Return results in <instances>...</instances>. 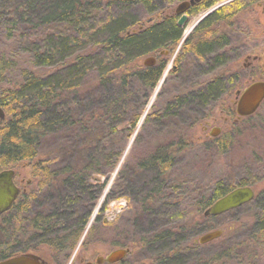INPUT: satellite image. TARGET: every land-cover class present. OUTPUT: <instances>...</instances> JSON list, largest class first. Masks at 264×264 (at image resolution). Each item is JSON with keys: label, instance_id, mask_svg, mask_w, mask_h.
I'll return each instance as SVG.
<instances>
[{"label": "trees", "instance_id": "obj_1", "mask_svg": "<svg viewBox=\"0 0 264 264\" xmlns=\"http://www.w3.org/2000/svg\"><path fill=\"white\" fill-rule=\"evenodd\" d=\"M150 3L0 0V107L5 114L0 123V171L38 157L31 166L36 187L29 194L18 193L0 215V259L36 253L45 246L60 262L79 240L105 185L99 179L117 166L126 138L163 71L164 63L136 70L132 62L166 43L176 45L181 38V28L168 19L131 30L139 20L135 8L148 11ZM211 47L198 40L190 45V55L201 57ZM214 58L216 66L223 62L222 56ZM209 78L203 87L191 88L193 94L185 100L188 114L194 116L198 106H208L232 89L230 78L217 74ZM226 147L227 143L218 145L222 151ZM181 149L156 148L138 160L135 179H154L143 199H160L165 194V176ZM123 175L122 169L116 179ZM246 180H239V185L256 183ZM177 185L182 188V182ZM177 185L170 191L177 192ZM231 189L218 178L209 195L196 199L201 216L193 230L190 220L177 228L167 224L155 228L146 240L153 259L163 260L162 264H218L221 259L252 264L257 257L250 258L249 245L264 239V189L238 208L217 216L203 214ZM108 200L109 196L103 208ZM161 201L165 202L163 215L177 219L179 214L169 204L172 200L163 197ZM244 208L252 211L250 222L233 216ZM222 215L236 224L224 238L226 243L232 237L231 243L222 248V254L205 260L196 250L203 244L193 240ZM235 235H239L236 240Z\"/></svg>", "mask_w": 264, "mask_h": 264}, {"label": "rangeland", "instance_id": "obj_2", "mask_svg": "<svg viewBox=\"0 0 264 264\" xmlns=\"http://www.w3.org/2000/svg\"><path fill=\"white\" fill-rule=\"evenodd\" d=\"M151 2L148 11L144 8L140 10L135 8L134 13L139 20L131 30H137L140 25L148 27L152 23H160L163 21L160 17L174 8L180 0H151ZM239 5L233 6L230 3L218 13L210 15L213 16L211 17L213 20L218 17L226 20L219 24V32L215 36L217 40L220 34H225L226 38L218 40L219 43L216 44L224 48H217L216 51L213 48L211 52L204 53L201 57L191 56L189 49H183L182 39L193 34L192 30L196 28L198 20L202 19L204 10L188 20L181 29V38L176 45L166 43L132 62L136 70L141 69L147 66L143 64L146 57L155 56L157 61L161 60L164 63L163 71L156 86L150 92L140 118L126 138L115 167L116 172L114 169L108 177L99 179L100 183L105 182L104 188L92 207L87 228L85 226L79 240L64 259L65 264L72 255L84 249L81 246L85 241H89L86 243L88 248L86 250L99 254L123 245L129 250L128 259H132L136 264H162L160 262L163 260L153 259L151 246L146 244V240L151 239L149 237L151 232L166 224L177 228L188 220L192 221L188 226L193 230V223L200 221L201 216L195 208L196 199L201 195H209L210 186L215 180L218 178L224 180L232 185V189L243 186L239 185V180H256V183L251 185L255 194L264 189V100L255 113L234 121L236 90H241L252 80H264V33L262 32L264 18L262 10L257 5L253 4L250 8ZM148 19L152 20L151 24ZM190 27L193 29L186 34ZM206 33H208L206 29L201 31L197 29L191 41L196 43L198 40H208L203 36ZM166 50L167 53L164 52ZM248 55L251 57L256 55L258 58L248 59L250 65L245 67V58ZM215 56H222L223 62L217 66L213 60ZM202 57L204 59L200 62L199 59ZM216 74L223 79L230 78L229 85L232 89L224 92L213 102H209L208 106H198L197 114L194 116L188 114L185 100L193 94L191 88L203 87L209 77ZM168 105H171L170 110L166 108ZM145 112L143 120L140 121ZM168 113L175 114L167 116ZM150 114H152L151 119L146 121V117ZM214 127L220 129L216 137L210 135ZM218 137H221L220 141L215 140ZM221 143H227L223 151L218 148ZM160 147H167L169 151L182 147L180 152H175V164L165 176L168 181L165 180L166 183L162 187L165 194L160 195L161 200L163 197L172 200L169 204L179 214L177 219H168L167 215H163L165 210L162 203L165 202L159 198L143 199L145 190L153 185V178L135 179L133 176L138 160ZM36 160L38 157L30 163L24 160L10 167L15 171L14 180L20 188L19 195L29 194L36 187L37 179H34L31 173V166ZM122 169L124 175L116 179V175ZM180 182L182 188L177 185ZM173 184L177 185L175 193L170 191ZM108 196L109 200L103 208ZM251 213V209L244 208L233 216L250 222ZM214 221L212 228L206 226L205 231L195 237L198 238L209 230L223 229L219 238L196 249L205 260L211 255L222 254V248L227 243H231L232 237L224 243V238L229 233L228 229L232 230L236 227V224L231 223L232 217L225 215ZM89 235L91 239H87ZM233 237L236 240L239 235ZM252 245L250 244L248 249L250 258L257 257L251 261L252 264H264V239H256ZM51 252H53L51 249L43 246L36 253L48 260L52 255ZM16 254L18 253L11 256ZM223 261L221 259L218 264H241L237 260H229L226 263Z\"/></svg>", "mask_w": 264, "mask_h": 264}, {"label": "water", "instance_id": "obj_3", "mask_svg": "<svg viewBox=\"0 0 264 264\" xmlns=\"http://www.w3.org/2000/svg\"><path fill=\"white\" fill-rule=\"evenodd\" d=\"M188 2L178 3L175 12L181 13L185 10ZM208 12L205 14L207 15ZM184 16L179 20L181 24ZM141 28V26H139ZM153 57L148 56L143 60L144 65H151ZM235 106L234 112L236 117L234 121L240 118L252 115L264 100V80H252L247 83L241 90L235 92ZM5 114L0 107V123L4 120ZM219 128L214 127L210 132L212 137H216L219 133ZM116 172V169H115ZM15 171L12 168L3 169L0 171V215L5 212L14 202L19 193V188L16 186L13 176ZM255 196V191L250 185L238 186L226 194L216 199L208 208L203 212L205 216H217L229 210L240 207L241 205L249 202ZM87 228V226H86ZM223 233V229L217 228L209 230L201 234L193 242L196 244H205L216 238H219ZM126 253V249H117L110 253L108 259L121 258ZM0 264H44V260L36 253L26 252L16 254L11 257L0 259Z\"/></svg>", "mask_w": 264, "mask_h": 264}, {"label": "flooded vegetation", "instance_id": "obj_4", "mask_svg": "<svg viewBox=\"0 0 264 264\" xmlns=\"http://www.w3.org/2000/svg\"><path fill=\"white\" fill-rule=\"evenodd\" d=\"M181 2H188V5L185 7V10L183 12L176 13L175 12V8L177 6L176 5L174 8H171L168 13H166L165 15H162L160 18L163 19V20L164 19L165 20L168 19L169 21H171L172 23L174 22L176 24V26H178V27H180L182 29L188 23V20L192 16L197 15L201 11L205 10L204 14L201 16L202 19H199L198 22H197L196 28H194V30H192L193 27H194L193 26V27H190L189 29H187L188 31H186V34L189 33L191 30L193 31V34H191L190 36H188L185 39H182V42L184 43L183 44V49H190V45L193 44V41H191V40L194 37L197 29L200 30V31L202 29L208 30V33L203 35L204 38L208 39V40H202V41L209 42V45L210 44L212 45V47H211L212 49L214 48L215 51H216L217 48L218 49L224 48V46L219 47L216 44L219 43L218 40H222L223 38H226L225 34L224 33L220 34V36H219V38L217 40L215 39V36L218 35L217 32H219L218 31L219 24L221 25L223 22H226V20L224 18H219V17L215 18L213 20V19H211V17H213V16H210V15L212 13H215V12L218 13L219 11H221L220 9H222L224 6H226V5L230 4V3H232L233 6L234 5H239L240 3H242L240 5H243V7L245 6V8H250V6L255 4L258 7H260V9L262 10L263 18H264V0H247L246 3H245V0L243 2H240L239 0H180L179 3H181ZM217 3H219V4H217ZM166 6H167V4H166ZM239 6H238V8H239ZM167 7H169V5ZM207 12H208L207 15H209L208 17H207V15H205ZM182 16H184V20H183V22L181 24H179V20L181 19ZM211 20H212V22H210ZM148 22L151 24L152 20L148 19ZM210 24H211V27H210ZM151 26H154V24L152 23ZM263 27H264V21H263ZM262 32L264 33V29H263ZM182 42H181V44H182ZM260 49H261V47H260ZM164 52L167 53L168 51L166 50ZM250 57L251 56L248 55L245 58V62H246L244 64L245 67L250 65V62L247 61L248 59L256 60L258 58V57H256V55H254L251 58ZM213 60L215 61V58H213ZM162 63L163 62H161V60L157 61V58L155 56H153V63L151 65H149V67L150 66H155V65H160ZM14 177H15V173H14V176H13V180H14ZM14 182H15V180H14ZM15 184H16V182H15ZM16 186L18 187L17 184H16ZM19 190H20V188H19ZM90 232H89V234H90ZM87 239H91V236L89 235L87 237ZM87 242H89V241H85L83 243V245L81 246V248H84V249H82L77 254L72 255L70 257V260L67 262V264H136V262L133 261L132 259H128L129 250L125 246L123 247V245L118 247V248L112 249V250H110V251H108L106 253H100L99 254V253L93 252L91 250H86V249H88L87 246H86ZM117 249H126L125 255L122 256L121 258L108 259L110 253H112L113 251H115ZM66 256L61 258L60 262H58L55 259V257H53V255H51V257H48V260L47 259L45 260L44 258H42V259L44 260V264H65V262H64L65 260L64 259L66 258Z\"/></svg>", "mask_w": 264, "mask_h": 264}, {"label": "bare ground", "instance_id": "obj_5", "mask_svg": "<svg viewBox=\"0 0 264 264\" xmlns=\"http://www.w3.org/2000/svg\"><path fill=\"white\" fill-rule=\"evenodd\" d=\"M189 29V28H188ZM192 29V28H191ZM159 88V87H158ZM157 88V89H158ZM155 94H156V92H155ZM153 97V96H152ZM145 114H146V112L143 114V116H142V118H141V120L140 121H142L143 120V118H144V116H145ZM124 155V154H123ZM122 159V158H121Z\"/></svg>", "mask_w": 264, "mask_h": 264}]
</instances>
